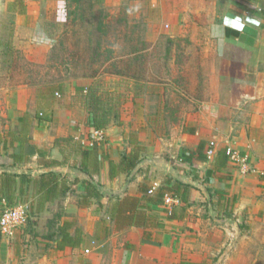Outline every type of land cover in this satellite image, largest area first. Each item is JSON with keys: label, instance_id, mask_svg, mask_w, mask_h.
<instances>
[{"label": "crops", "instance_id": "obj_1", "mask_svg": "<svg viewBox=\"0 0 264 264\" xmlns=\"http://www.w3.org/2000/svg\"><path fill=\"white\" fill-rule=\"evenodd\" d=\"M126 1L154 16L147 42L155 44L163 37L174 41L187 36L196 24L204 26L218 77L215 94L201 100L198 112L172 124L165 134L134 128L130 107L136 98L128 97L121 109V130L108 136L105 149L119 162L121 153L131 148L129 134L135 133L140 160L129 174L119 171L114 178L109 176L103 149L97 146L92 151L80 143L90 133L86 98L98 78L63 83L52 93H28L17 100L9 94L0 97V172L15 175L11 192L0 191V211L8 197L24 205L30 217L60 216L61 223H72L68 233L80 236L77 246L58 248L47 232L34 238L31 229H21L33 250L20 262L17 230L11 241L0 239V264H223L222 255L215 257L224 244L230 245V235L239 232L238 220L244 218L253 227L264 220V0ZM102 2L115 6L120 0ZM8 3L10 8L21 5L14 0L3 4L5 12L16 17V26L33 31L25 40L28 58L45 62L52 40L42 22H63L66 0H22L23 13L8 12ZM42 13L50 18L41 20ZM237 16L244 23L242 31L224 26L222 41L212 36L213 25ZM104 73L131 85L136 80ZM18 88L31 89L26 84ZM200 141L204 151L210 141L215 142L212 158L180 160L184 149H196ZM228 145L246 154L255 171L243 175L229 161L216 169V153ZM84 150L90 152L84 155ZM20 175L25 176L22 189ZM88 181L100 194L90 198L89 205H79L78 195ZM177 181L187 185L185 201L167 194L172 203L166 205L165 197L161 203L159 192ZM172 206L177 216L167 218ZM102 229V238H95ZM231 245L238 249V242Z\"/></svg>", "mask_w": 264, "mask_h": 264}, {"label": "rangeland", "instance_id": "obj_2", "mask_svg": "<svg viewBox=\"0 0 264 264\" xmlns=\"http://www.w3.org/2000/svg\"><path fill=\"white\" fill-rule=\"evenodd\" d=\"M4 1L0 0V87L9 89H0L1 98L9 94L17 100L28 93L40 94V88L50 80L70 84L96 77L99 82L94 86L90 84L86 98L91 114L89 125L105 122L106 129L116 125V132H120L121 109L131 96L136 98L130 107L134 128H150L165 134L172 124L178 125L190 114L198 112L201 100L215 94L214 86L218 79L213 72L215 62L205 28L200 23L193 26L185 37L172 42L163 37L155 44L149 41L150 47L143 50V41H148V36L154 31V16L150 11L130 7L126 0H120L115 6H104L102 0H80L70 4L71 12L65 15L63 22H42L53 37V50H48L45 62H38L27 56L30 50L25 40L32 37V29L27 31L22 26L17 27L16 17L5 12ZM43 16L50 18L49 13H42L41 20ZM66 17L70 19L67 27L64 24ZM133 49L137 50V56L141 55V60L146 54L144 65H141V60L135 62L139 79L131 85L125 80L106 78L105 69L123 68L122 64L127 60L125 56L113 57ZM108 56L111 58L106 60ZM23 84L31 89L18 88ZM8 207H3L0 212ZM26 214V225L18 229L21 248L17 259L20 262L33 250L24 240L21 229H31L34 238L54 232V227H49L51 218H33ZM244 220H238L239 232L230 235V245L224 244L215 257L222 255L223 264L232 259H241L243 264H247V259L248 264H264V220H257L254 227ZM15 235L11 239L0 236V239L11 241ZM234 242H238L237 250L231 245Z\"/></svg>", "mask_w": 264, "mask_h": 264}, {"label": "trees", "instance_id": "obj_3", "mask_svg": "<svg viewBox=\"0 0 264 264\" xmlns=\"http://www.w3.org/2000/svg\"><path fill=\"white\" fill-rule=\"evenodd\" d=\"M17 1L19 2V4L21 5L19 8H10L9 7V3H8V7H7V11L8 12H16V13H23L24 12V8L22 6V0H14V3H17ZM80 0H66V15L68 13H70V4L72 2L77 3ZM70 22V19L68 20V17H66V21L64 22L65 26H68V23ZM48 36L50 38L53 39V37L51 36V34ZM144 42V47L143 50H147L150 47V42L147 41H143ZM167 42H172L170 40H167ZM53 50V47L51 48V51ZM137 52V50L133 49V50H129L127 53L124 54H119V56H115L113 57L114 59H117L118 57H122L125 56V58L127 57V60L125 62H123V68L121 67H114V68H108L105 69V72L107 73H111V74H116V75H120V76H126V77H130L133 79H139V72L136 71V67H135V62H137V60H141V55L137 56L135 53ZM133 55L132 58H130V55ZM144 57H142L141 60V65H144L146 60H145V56L146 54L144 53L143 55ZM50 58V57H49ZM111 56H108L106 58L110 59ZM140 58V59H138ZM143 61V63H142ZM115 63H112L111 65H113ZM138 67V66H137ZM63 84L62 80H56V81H52L50 80L49 82L45 83V85L40 88L42 90V93H52L54 92V90H57L59 87H61V85ZM106 125L107 123L103 122L97 125H89L90 129H94V128H102V129H106ZM128 144L131 146L130 150L128 152L123 151L121 153V158L119 162H115L113 159H111L110 157H108L107 153H106V141H104L102 144H100L99 147H101L102 150V156L108 160L109 162V176L110 178H114L116 176V174L119 171H125L126 173H130L133 168L137 165V163L139 162L140 158H139V151H140V146L139 143L137 142V136L135 133H130L128 138H127ZM97 146L92 147V151L95 150L94 148ZM87 149V148H85ZM206 151V150H205ZM204 151V142L200 141L196 147V149L193 150H183L182 154L179 156L180 160L182 161H188V162H192L193 159L196 160H200V161H204L206 160V153ZM89 153L90 151L84 150L83 154L85 155L86 153ZM187 152V155L185 156L183 153ZM226 163H228V157L225 153V149H220L217 151L216 153V157H215V168L216 169H220L222 166H225ZM13 176H15L12 173H7V171H3L0 172V178L3 177L4 180H0V191L5 190L6 193H10L12 190V185L14 183V179ZM25 177L24 175H20V189H22L23 187V180ZM25 181V180H24ZM176 186H174L173 184L170 186H166L162 189V191L159 192V198L161 203H163V199L164 197L168 194L173 198H182V200L185 201L186 197H185V193L187 190V185L181 183V182H176ZM181 187L182 193L181 196H179L178 194V190ZM100 194L99 190L97 189L96 185H94L93 182L88 181L84 187V191L79 194L78 196L80 197L78 200V204L79 205H83V206H87L90 204V198L94 197V198H98V195ZM5 205L6 206H14L17 203L13 202L10 198L5 197ZM101 204V203H100ZM119 204L120 201H116L115 205H118L119 208ZM114 211L116 208L117 211V207L114 206L113 207ZM166 214L167 218H175L177 216L176 211L174 209V207L172 206L170 209H168ZM112 217V216H111ZM113 218V217H112ZM60 222V216L58 217H52L51 219H49V227H54V232L51 234L49 233V237L51 239H53L54 241H57V247L58 248H63L65 246H77L79 244L78 239H80V236L77 235L76 237H73L72 235H70L68 233V229L71 227L72 223L69 221L64 220L63 223H59ZM102 226H105V221L102 222ZM101 226V227H102ZM104 235V230L102 229L101 232L95 234V238L100 239L102 238V236ZM76 238V239H75Z\"/></svg>", "mask_w": 264, "mask_h": 264}, {"label": "built area", "instance_id": "obj_4", "mask_svg": "<svg viewBox=\"0 0 264 264\" xmlns=\"http://www.w3.org/2000/svg\"><path fill=\"white\" fill-rule=\"evenodd\" d=\"M107 138L108 134L106 129L94 128L90 129L89 136L81 139L80 143L83 147L92 148L94 146H100ZM215 145L214 141L208 143L205 151L207 159L212 158L214 155ZM225 153L228 157V161L235 165L241 174L245 175L255 171L246 154H241L239 150L229 145L226 146ZM164 202L166 205H169L172 203V198L167 196ZM26 221L27 214L24 205L18 204L5 208L0 213V236L11 239L17 230L26 224ZM85 252H88V250H85Z\"/></svg>", "mask_w": 264, "mask_h": 264}, {"label": "clouds", "instance_id": "obj_5", "mask_svg": "<svg viewBox=\"0 0 264 264\" xmlns=\"http://www.w3.org/2000/svg\"><path fill=\"white\" fill-rule=\"evenodd\" d=\"M233 27L238 31H242L244 28V23L241 21V18L237 16L235 19H229L225 17L222 25H213L211 28V34L213 37L220 39L222 41L223 37V27Z\"/></svg>", "mask_w": 264, "mask_h": 264}, {"label": "water", "instance_id": "obj_6", "mask_svg": "<svg viewBox=\"0 0 264 264\" xmlns=\"http://www.w3.org/2000/svg\"><path fill=\"white\" fill-rule=\"evenodd\" d=\"M106 131H107L108 136L112 135L113 133L117 131V126H113L110 129H107Z\"/></svg>", "mask_w": 264, "mask_h": 264}]
</instances>
